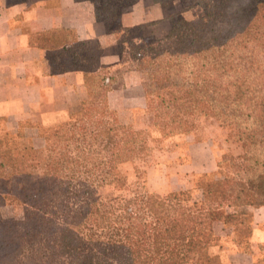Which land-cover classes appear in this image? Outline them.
Here are the masks:
<instances>
[{
	"label": "trees",
	"instance_id": "1",
	"mask_svg": "<svg viewBox=\"0 0 264 264\" xmlns=\"http://www.w3.org/2000/svg\"><path fill=\"white\" fill-rule=\"evenodd\" d=\"M182 2L181 12L198 5L203 15L193 20L171 15L172 26L161 38L133 41L131 29L120 23L114 31L135 48L132 56L147 74L146 107L163 130L190 133L197 115L235 130L242 155L224 154L218 161L219 170L225 162L232 170L198 177L197 186L211 197L207 202L193 200L188 191L144 192L116 210L93 197L88 181L73 187L70 158L49 146L61 127L85 118L99 131L95 137L105 138L115 129L123 134L110 139L113 147L100 165V178L107 183L119 177V163L131 159L145 141L128 125L107 121V94L115 79L108 68L87 70L81 108L65 122L41 129L44 147L22 131L16 137L0 134L2 192L25 207L22 220H0V264H15L27 253L30 264L32 255L38 258L32 264H189L217 241L214 223L244 231L238 218L248 217L245 207L264 205V0ZM246 7H256L257 14L240 21L237 11ZM59 38L61 30L53 29L33 40L46 46ZM79 46L77 58H94ZM224 206L230 209L222 213Z\"/></svg>",
	"mask_w": 264,
	"mask_h": 264
},
{
	"label": "crops",
	"instance_id": "2",
	"mask_svg": "<svg viewBox=\"0 0 264 264\" xmlns=\"http://www.w3.org/2000/svg\"><path fill=\"white\" fill-rule=\"evenodd\" d=\"M180 6L179 0H136L121 10L119 23L139 36L161 38ZM53 29L61 30V38L46 46L33 40ZM114 30L97 16L96 0H0V134L16 137L22 131L43 147L41 129L65 122L81 108L87 97V70L107 67L115 77L107 94L111 109L117 108L119 98L135 102L130 91L143 93L141 73L121 71L123 43ZM78 45L94 58H77ZM216 166L203 165L200 171ZM245 208L248 231L222 221L215 224L219 243L212 249L219 264H264V205Z\"/></svg>",
	"mask_w": 264,
	"mask_h": 264
},
{
	"label": "rangeland",
	"instance_id": "3",
	"mask_svg": "<svg viewBox=\"0 0 264 264\" xmlns=\"http://www.w3.org/2000/svg\"><path fill=\"white\" fill-rule=\"evenodd\" d=\"M96 1L97 8L101 9V18H104L112 29L119 28V13L123 8L132 4L130 0ZM169 1L171 0L165 2ZM179 1L181 3L180 10L171 15L178 14L179 18L187 20H193L203 15V9L198 5L181 12L183 2L182 0ZM255 14H257L256 7L241 8L237 11V17L240 21ZM120 30V34L123 35L125 32L121 28ZM130 36L136 42L146 39L148 43L149 40H154L152 39L153 36L142 37L139 36V32L136 33L132 30ZM131 45L124 43L122 46L124 58L121 71L124 69L138 70L144 84L147 74L145 70L138 68L139 62L132 56L135 48L131 50ZM130 92L135 97V102L130 103L119 98L117 108L110 110L107 121L112 123V121L117 120L128 125L132 131L141 132V137L145 141L131 159L119 163L120 174L116 180L107 183L100 178V165H105L104 161L113 147L110 139L116 141L123 137V134L117 132L116 129L109 132L105 138L103 136L95 137L99 131L96 130L95 125L87 124V119L83 118L81 121H76L70 128L61 127L63 130L59 136L50 142L49 146L53 148L54 152L70 158L68 165L74 167L75 170L72 186L81 188L83 187L82 184L86 183L87 185L88 181V184H91L93 197L108 206L113 205L116 210H119V207L126 201H130L137 194L144 192L165 196L174 191H188L195 201L207 202L211 200V197L203 194V190L197 186L198 177L204 173H217L219 170L218 161L224 154L239 159V155L243 153V148L236 141L235 130L229 126H220L219 122L211 117L197 115L191 118L193 128L190 133L170 134L168 130L162 129V123H158L153 112L147 109L144 90L143 93L138 89H133ZM119 101L121 102L119 103ZM87 125H90L89 129H87ZM66 128L72 129L75 133L73 134ZM191 144L195 147L192 148ZM41 145L44 147L45 142H42ZM192 158L193 160H191ZM215 162L217 163L215 170L200 171L203 165L208 167ZM192 165H195V168L194 166L192 168ZM220 169L218 174L230 171L232 167L228 162H225ZM80 180L82 184L79 183ZM2 191L0 185V220L7 222L22 220L25 215V207L17 202H10ZM229 209V207L224 206L220 211L223 213ZM241 217L238 218V221L243 223L241 227L246 232L250 217L245 215ZM218 243L219 237L214 244L205 248L189 264H212L211 261L219 264V257L214 254L212 249L213 245ZM27 254L25 257L19 256L15 264H30ZM34 256H31V259L34 260L32 263L38 262V258ZM61 259H65V256H61Z\"/></svg>",
	"mask_w": 264,
	"mask_h": 264
}]
</instances>
